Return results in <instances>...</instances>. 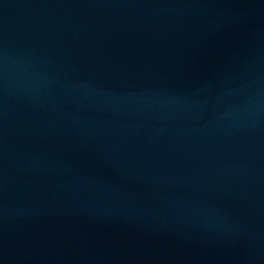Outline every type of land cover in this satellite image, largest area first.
Instances as JSON below:
<instances>
[{
	"label": "water",
	"instance_id": "95a60500",
	"mask_svg": "<svg viewBox=\"0 0 264 264\" xmlns=\"http://www.w3.org/2000/svg\"><path fill=\"white\" fill-rule=\"evenodd\" d=\"M0 264H264V0H0Z\"/></svg>",
	"mask_w": 264,
	"mask_h": 264
}]
</instances>
